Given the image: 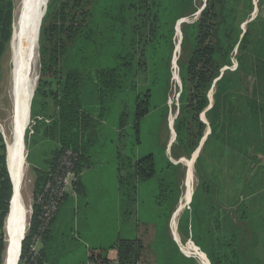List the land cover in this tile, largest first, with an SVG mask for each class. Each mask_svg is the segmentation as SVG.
Returning <instances> with one entry per match:
<instances>
[{
	"label": "trees",
	"instance_id": "obj_1",
	"mask_svg": "<svg viewBox=\"0 0 264 264\" xmlns=\"http://www.w3.org/2000/svg\"><path fill=\"white\" fill-rule=\"evenodd\" d=\"M233 2L230 5L229 0H206L198 17L192 22L185 21L181 26V47L183 50L187 48L188 53L179 65L182 90L179 94V116L174 120V127L179 143L185 145L188 153L193 152L204 135L206 124L201 120L203 112L211 129L207 140L212 138L223 142L233 130L228 128L231 118L223 114L230 81L227 70L221 72L224 66H231V53L240 34L238 0ZM195 11L194 0H48L39 30L40 71L31 102V114L38 116L40 110L45 109L43 100L52 99L50 120L40 122L37 119L33 133L50 138L55 142L57 151L43 169L34 197L41 190L58 155L65 149H72L76 155L74 190H80V175L83 168L90 164L87 159L93 138L100 132L98 126L115 103L122 102L116 131H113L117 139L121 142L127 141L126 138L135 139V144L139 143L140 122L157 106L152 102L153 98L162 96L164 99L167 62L173 50L176 23ZM12 19L13 0H0V59L11 40ZM212 86L215 87L214 101L212 107L206 110L209 105L208 91ZM39 99L41 104L36 110L35 104ZM116 152L121 158L119 166L129 167L126 175L118 173V189H115L118 198L112 199V205L119 208V213L113 217L117 228L112 240L102 245L97 253L90 252L87 260L93 259L96 264L108 262V252L111 251L113 263L135 264L141 248L136 232V222L139 221L153 230L152 246L157 253L154 264L189 261L169 235L171 213L179 196L178 166L166 158L165 165L158 167L153 153L123 159L119 150ZM151 181L156 183L157 189L153 197L155 213L152 218L144 219L139 215L142 204L139 188ZM11 194L5 145L0 137V264L5 247L2 228L9 212ZM67 196L62 198L60 206ZM199 204L203 207L201 201ZM248 205L245 210H248ZM195 209L191 212L186 210L178 219L179 229H190L191 238L196 245L203 247L210 264H241L242 257L236 251L233 250L231 257L226 252L229 245L225 239H229L230 235L219 228L216 237L209 220H202L206 213L199 215L198 209ZM262 210L258 209L256 213H259L261 222L259 232L264 237ZM133 214L138 215L136 222L128 226L124 236L121 228L123 223L128 222L126 215ZM35 215L31 218L32 225L36 224ZM218 217L217 214V225ZM28 241L26 234L21 245V264H24L22 259L26 256ZM40 263L39 249L37 263L28 264Z\"/></svg>",
	"mask_w": 264,
	"mask_h": 264
},
{
	"label": "rangeland",
	"instance_id": "obj_2",
	"mask_svg": "<svg viewBox=\"0 0 264 264\" xmlns=\"http://www.w3.org/2000/svg\"><path fill=\"white\" fill-rule=\"evenodd\" d=\"M205 1L206 0H194V8L196 11L183 17L187 19L186 22H192L193 19L198 17L196 13L198 10L203 9ZM19 2L20 0H13L12 27ZM229 2L230 5L234 4L233 0H229ZM236 5L239 6L237 14V20L239 21L238 26L240 29L238 43L240 39H243V36H241L242 25L246 20L252 19L251 23L248 24L249 27L258 25L263 21L264 0H238ZM183 24H185V22L180 24V48H177L179 34L175 26L173 50L167 62L168 78H166L164 99L162 96L153 98L152 102H155L157 106L140 122L139 143L135 144V139L128 140V138H126L127 141L124 142L117 139L116 132L113 131H115L114 128L115 125H117L122 102L119 104L115 103L112 111L106 114L103 123L98 126L100 132L95 134L93 145L90 148L92 161L97 162L101 160L103 169L100 172H97L96 169L85 172L82 176V183L91 202L105 199L108 203L107 205L113 209L111 198L115 199L116 196L118 198V194L115 191V189H118V186H116L118 183V173L124 176L129 171L128 166H119L121 158L116 151L119 150L123 159H125L124 157L132 158L137 155L145 156L149 153H153L158 162V167L165 165L166 158L178 166L176 173L178 175L179 196L175 204L176 208L187 186L189 173L188 167L184 162H192L193 179L191 186L193 190L191 201L179 213L178 219L186 210L191 212L192 209L195 208L198 209L199 215L202 212L204 214L206 213L208 219L204 216L202 220H209L211 231L216 237H218L217 232L219 228L230 235L229 239L224 238L229 245L226 251L229 253V257H231L234 250L242 257L241 264H262L264 263V237L263 234L259 232L258 225L259 223L261 224V222L258 218L259 213L256 212H258V209H263L261 221L263 219L264 225V201L262 200V196L264 195V160H262L263 163L261 164L260 159L263 158H258V156H263L261 154H264V135L262 133L255 134L249 131L245 121L243 122L246 118L242 117L244 112H241V100L236 97L233 99V93L228 101V108L227 106L223 107V114L225 113V116L227 115L228 118H231L228 123V128L233 130L227 135L228 137H226L223 142L209 138L201 148H199L198 144L192 153L186 152L185 145L179 143L174 127V120L179 116V94L182 90L179 65L181 60L182 62L184 61L188 53L187 48L183 50L181 47L183 38L181 26ZM243 42L244 39L241 46H243ZM10 45L11 40L0 59V124L5 134V140L6 137H9L11 125V96L9 90L11 70ZM175 56L176 60L174 59ZM173 61H175L176 68H174L175 65ZM232 66L233 65L227 67H231L232 70ZM223 68H226V66ZM235 69L236 71H240L241 67L236 66ZM39 71L40 64L37 56V76H39ZM175 77L177 79L179 77L180 82L177 81ZM213 88L212 86V88L209 89L208 94L212 92ZM42 103H44L45 109L40 110L41 112L38 116L34 117L31 114L22 141L25 171L23 172L20 193L25 208V216H23L24 229L29 219L30 205L33 203L37 181L42 178L43 169L48 166V162L52 161L57 151L54 141L50 138H43L33 133L37 119L40 122H48L53 112V102L51 98H45ZM40 104L39 99L35 104L36 110L39 109ZM171 118L173 120L172 123H170ZM207 128L208 124H206L204 134ZM208 136L209 134L206 136V139ZM225 141H227L226 144ZM2 143L4 144L3 139ZM4 145L6 158V143ZM166 153H168V155ZM193 153L196 155L194 160L192 159ZM33 163H35V165H33ZM118 167H120V171L117 170ZM155 184V182L151 181L148 184H141L139 188L140 198L142 199L139 215L141 214L144 219L152 218L155 213L153 199L157 192ZM99 191H105V197L95 196L99 194ZM72 201V199L69 200V203ZM200 201L203 203V207L199 204ZM247 205L249 208L245 210V206ZM93 207V204L89 206L90 210L88 212L90 218H87L89 222L86 220L87 225H85V229L82 230L83 234L88 238L91 244L93 243L92 241L96 239H103L105 242H109L112 240L113 232L117 228L116 219H113V217L117 216L119 208L118 206L115 207V215L112 210L109 218L111 220L107 223V227H104L100 226L99 220L95 221ZM173 212L174 211H172V213ZM172 213L171 216L173 215ZM217 214L219 215V225H217L216 222ZM62 217H64V215H62ZM137 217L138 215L135 216V214L132 216L126 215L128 222H125V224L123 223L124 226L122 225V235L125 236L128 231V226L135 224ZM178 219L175 227L176 236L187 251L185 250V252L182 250L179 242L174 237V232L170 229L172 217H170L169 221V235L175 240V244L179 251L189 260L181 262V264H202V258L199 254L204 256L203 260H205L206 264H210L208 255L203 251V247L196 245L191 238L190 229L188 227L186 229H179ZM136 223V232L140 239L141 248H139V258L134 263L154 264L157 253L152 246V240L154 239L153 230L144 223L139 221ZM2 234L5 247L2 252L1 264L3 263L6 250L5 223L2 228ZM205 243L206 242H204L205 247L209 249L210 247ZM17 264H21L20 261H18ZM114 264H117V262Z\"/></svg>",
	"mask_w": 264,
	"mask_h": 264
},
{
	"label": "crops",
	"instance_id": "obj_3",
	"mask_svg": "<svg viewBox=\"0 0 264 264\" xmlns=\"http://www.w3.org/2000/svg\"><path fill=\"white\" fill-rule=\"evenodd\" d=\"M251 21L252 19H248L242 25L241 36H243L244 42L239 50L240 39L233 49L231 58L233 69L231 70V67L226 66L221 72L227 70L226 73L230 81L226 106L231 95L234 93L232 98L236 97L241 100V112H244L242 117L246 118L243 122L245 121L249 131L264 135V19L260 24L249 27L248 24ZM236 66L241 67V70L236 71ZM214 92L215 87L208 94L209 105L206 110L213 105ZM201 120L205 124H208L205 112L201 114ZM114 130L116 131V128ZM210 131L211 129L208 126L204 135L207 136L210 134ZM206 140L205 137L199 148L204 145ZM166 154L168 155V153ZM261 155L263 156H258V158H263L260 159L262 164L264 154ZM89 156V159H87L90 163L89 166L83 168L81 171L80 190L74 191V193H70L67 196L66 201L60 206L53 223L39 246L41 255L40 264H86L89 253H97L98 249L106 243L103 239H96L91 244L82 231L85 229V225H87V218H90L88 212L90 210L89 206L94 205V219L95 221L99 220L100 226L104 227H107V223L111 220L109 219L110 214L112 210L113 212L115 211L116 207L112 205L113 209L110 208L105 199L90 201L89 195L82 184V176L85 172L95 169L97 172H100L103 169V163L101 160L97 162L92 161L90 152ZM190 163L192 166V162ZM105 195V191H99V194L95 196L105 197ZM71 199L73 201L69 203ZM178 242L180 245L179 239ZM111 254L113 253L109 251L108 262H99V264H114L111 260L113 258Z\"/></svg>",
	"mask_w": 264,
	"mask_h": 264
},
{
	"label": "bare ground",
	"instance_id": "obj_4",
	"mask_svg": "<svg viewBox=\"0 0 264 264\" xmlns=\"http://www.w3.org/2000/svg\"><path fill=\"white\" fill-rule=\"evenodd\" d=\"M47 2L48 0H20L13 24L10 45L11 70L9 80V90L11 96V125L8 135L9 137H6V166L11 177L14 190L11 197L10 210L5 218L6 250L2 264L17 263L20 242L24 231L23 216H25V208L23 206L20 193L23 172L25 171L22 141L30 118L28 115L29 102L33 89L37 84V27ZM174 59L176 60V56ZM177 81H179V77ZM171 122L172 118L170 120V123ZM184 164L188 167L189 173L187 186L183 197L174 210L170 228L174 232V237L177 241L178 238L175 231L176 222L179 213L188 204L193 190L191 186L193 179V167L190 162H184ZM180 247L183 251L186 250L181 243ZM199 255L202 258L201 263L206 264L205 260H203L204 256L202 254Z\"/></svg>",
	"mask_w": 264,
	"mask_h": 264
},
{
	"label": "built area",
	"instance_id": "obj_5",
	"mask_svg": "<svg viewBox=\"0 0 264 264\" xmlns=\"http://www.w3.org/2000/svg\"><path fill=\"white\" fill-rule=\"evenodd\" d=\"M173 64L175 65V61H173ZM174 68H176V65ZM0 135L5 144V134L1 124ZM75 156L72 149H65L58 155L41 190L34 197L32 205H30V215L25 230V236L28 234L29 241L26 256L22 259L24 264L37 263L39 246L60 207L62 198L75 191L74 183L77 179L74 169ZM33 214L36 216L35 225L31 224ZM86 264H96V262L93 259H88Z\"/></svg>",
	"mask_w": 264,
	"mask_h": 264
},
{
	"label": "water",
	"instance_id": "obj_6",
	"mask_svg": "<svg viewBox=\"0 0 264 264\" xmlns=\"http://www.w3.org/2000/svg\"><path fill=\"white\" fill-rule=\"evenodd\" d=\"M46 1H47V0H46ZM46 8H47V5H45L44 12L42 13V15H41V17H40V21H39V24H38V27H37V33H36V37H37V39H36V41H37V56H38V58H39V52H38L39 30H40L41 20H42L44 14H45V12H46ZM200 11H201V9L197 11L196 16H198V15L200 14ZM185 21H187L186 18H185V19L181 18V19H179V20L177 21V23H176V27H177V29H178V34H179V42H178V47H179V48H180V40H181V36H180V24H181L182 22H185ZM175 48H176V47H175ZM175 50H176V49H175ZM175 50H174V53H175ZM38 78H39V76H36L37 81H38ZM179 82H180V81H179ZM36 86H37V84H36ZM35 90H36V87L33 89V92H32V95H31V99H30V102H29V107H28V115H29V117H30V115H31V102H32V99H33V96H34ZM172 122H173V120H172ZM172 122H171V123H172ZM205 137H206V135H204V137L201 139V141H200V143H199V147H200V145L202 144V142H203V140H204ZM194 156H196V155H194V153H193V155H192V159H193V160H194V158H195ZM8 173H9V172H8ZM9 178H10V181H11V177H10V175H9ZM11 185H12V194H13L14 187H13V183H12V181H11ZM12 194H11V197H12ZM190 201H191V198H190V200H189L188 203H190ZM10 204H11V198H10V202H9V210H10ZM172 214H173V213H172ZM171 217H172V216H171ZM26 224H27V223H26ZM26 224H25V229H24V231H23V236H22V239H21V242H20V248H19V255H18L17 263H18L19 258H20L21 245H22V242H23V240H24V236H25ZM17 263H16V264H17Z\"/></svg>",
	"mask_w": 264,
	"mask_h": 264
}]
</instances>
